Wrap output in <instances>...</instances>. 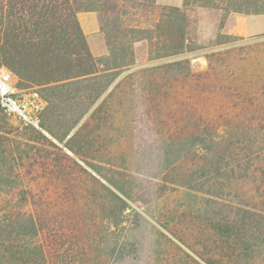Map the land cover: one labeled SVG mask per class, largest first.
Segmentation results:
<instances>
[{
  "label": "trees",
  "instance_id": "16d2710c",
  "mask_svg": "<svg viewBox=\"0 0 264 264\" xmlns=\"http://www.w3.org/2000/svg\"><path fill=\"white\" fill-rule=\"evenodd\" d=\"M194 1L264 16V0ZM191 5L0 0V69L39 89L48 134L16 132L0 108V264H264V40L224 36L233 45L204 71L138 64L139 45L148 62L195 51ZM81 12L98 14L106 55L92 54ZM142 144L163 154L153 201L182 194L158 215L126 173L122 148Z\"/></svg>",
  "mask_w": 264,
  "mask_h": 264
},
{
  "label": "rangeland",
  "instance_id": "374dc122",
  "mask_svg": "<svg viewBox=\"0 0 264 264\" xmlns=\"http://www.w3.org/2000/svg\"><path fill=\"white\" fill-rule=\"evenodd\" d=\"M192 5L188 10V42L193 48L194 52L185 53L181 56H176L173 58H168L164 60L148 62L146 60V46L139 45L138 54V64L139 66H153L165 62L178 61L182 59H187L190 61L191 69L193 71H204L208 67V61L206 55L214 51H219L231 47L233 44H222L220 42L225 40L226 36H230L233 40H238L236 45L253 43L256 41L264 40V16H246L240 14H225L224 11L216 9L212 5H207L203 1L197 2L191 0ZM151 17L146 16L142 13L140 16L141 26L149 27ZM225 36V37H224ZM10 78L17 82V78L11 74ZM8 122L11 124L14 130L19 133H25L20 126V123L14 118H8ZM147 127H144L146 130ZM143 130H141L142 132ZM74 131L66 138L65 142L73 135ZM147 139V137H144ZM64 142V143H65ZM56 143L62 147L60 143ZM139 145L141 143H138ZM147 143H144V145ZM143 145V144H142ZM139 149L138 146L128 145V148L123 147V150L127 152L126 169L127 176L134 177L138 183L139 194L146 202V207L156 215L164 213L165 211L172 210L177 201L182 199V194L178 192L168 191L165 194V199L160 202H154L156 198V190L159 185L158 175L160 164H162L163 154L157 146L147 145ZM73 160H77L83 166H85L89 171L93 172L81 159L76 157L73 153L66 149ZM203 151L200 150V153ZM118 162L119 160H115ZM106 171H103L105 176H110ZM184 197V196H183ZM185 198V197H184ZM129 204V209H127L126 214L131 215L134 211L142 212V206L138 203L131 202L127 200ZM162 211V212H161ZM146 217V216H145ZM151 224L158 226L156 222L146 217ZM153 230L148 227L147 230V241L152 240Z\"/></svg>",
  "mask_w": 264,
  "mask_h": 264
},
{
  "label": "built area",
  "instance_id": "2783aa9c",
  "mask_svg": "<svg viewBox=\"0 0 264 264\" xmlns=\"http://www.w3.org/2000/svg\"><path fill=\"white\" fill-rule=\"evenodd\" d=\"M11 74L5 68L0 69V108L23 126L48 135L42 123L47 107L45 98L37 88H19L17 82L10 78Z\"/></svg>",
  "mask_w": 264,
  "mask_h": 264
},
{
  "label": "crops",
  "instance_id": "0c3cea01",
  "mask_svg": "<svg viewBox=\"0 0 264 264\" xmlns=\"http://www.w3.org/2000/svg\"><path fill=\"white\" fill-rule=\"evenodd\" d=\"M158 6L182 8L185 0H155ZM78 20L92 54L95 57H101L107 54L106 44L100 34V21L96 12H81L78 14Z\"/></svg>",
  "mask_w": 264,
  "mask_h": 264
}]
</instances>
